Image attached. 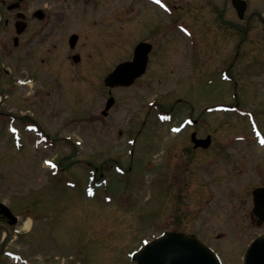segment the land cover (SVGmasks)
Segmentation results:
<instances>
[{
	"label": "rangeland",
	"instance_id": "374dc122",
	"mask_svg": "<svg viewBox=\"0 0 264 264\" xmlns=\"http://www.w3.org/2000/svg\"><path fill=\"white\" fill-rule=\"evenodd\" d=\"M230 1L158 0L152 6L151 0H80V84L71 71L69 126L49 130L64 131L68 141H54V148L46 150L38 146L23 118L13 123L16 132L12 125L0 124V203L19 218L10 227L0 264H131L136 249L164 230L200 237L238 264L244 248L264 233V227H256L251 213V192L257 184L253 170H242L248 160L234 150L240 155L237 163L229 162L227 175L220 152L223 137L249 131V125L233 115L207 116L209 129L222 136L215 139L217 163L210 166L205 153L197 151L188 157V168L193 167L189 177L186 171L180 180L163 178V169L175 171L177 147L184 141L171 135L169 125L161 124L149 108L154 101L165 103L164 99L174 106L179 95L188 104L178 108L175 117L195 114L204 127V112L197 115L201 105L233 103L239 110H249L250 116L254 113L264 135V0H245L242 21ZM159 36L157 49L168 52L162 68L156 58L150 66L161 71L160 83L154 81L155 73H149L131 89L119 90L116 115L111 111L103 118L100 112L109 97L104 78L131 58L136 44ZM190 49L192 61H188ZM34 62L33 57L20 63L6 58L16 91V97L5 101L6 109L16 108L8 104L39 88L28 78ZM220 69H231L234 82H222ZM134 98L146 106L149 122L131 147L126 138L137 136L138 129H126L122 138L118 131L124 120H131L130 126L137 122L135 113L127 115ZM28 108L20 106V115ZM79 115L80 123L84 120L80 127ZM207 131L201 129V134ZM159 134L165 141L160 146ZM163 145L169 149L164 161ZM244 147L246 155L254 149L253 144ZM131 149L134 157L129 155ZM46 159H53L61 170L51 171L43 164ZM116 164L123 171L132 170L116 176ZM94 168L99 169L98 176L106 174L100 188L88 178ZM178 214L183 216L180 225Z\"/></svg>",
	"mask_w": 264,
	"mask_h": 264
},
{
	"label": "flooded vegetation",
	"instance_id": "af4514ba",
	"mask_svg": "<svg viewBox=\"0 0 264 264\" xmlns=\"http://www.w3.org/2000/svg\"><path fill=\"white\" fill-rule=\"evenodd\" d=\"M42 34L44 35L43 37ZM161 40L162 36L151 38L146 37L142 40V42L149 44L146 47L149 48L146 70L145 74L137 79L132 86L128 88H106L109 98H114V104L110 110V112L114 111V115H116L119 107V97L117 96L119 90L131 89L149 73H155L153 79L156 83H160L161 71H154L150 64L152 60L156 58L157 66L162 68L165 62V53L168 51L165 50V48L157 49L156 45V42ZM192 47L194 48V46ZM193 50L195 51V49ZM193 56V51L192 54L188 51V61H192ZM27 57L30 59L33 57L36 60L30 70L28 78L31 79L32 83H36L39 88L36 91L28 92L22 98H18L17 101L15 100L16 102L11 101L8 104L9 106L15 105L16 108H11L6 105L9 107L6 109L5 101L12 99L14 96L16 97L15 87L13 86V81L10 77L12 69L5 64L6 58L13 62L20 63L21 60ZM130 57H133V53H131L129 58ZM71 71H75V76L73 78H75L78 84H80V0H0V124H4L6 118H11V120L18 123L24 119L25 122L35 128L36 131L42 132L51 141L63 142L66 140L65 137H63L64 131L52 134L49 130L53 127L59 128L62 126H69V117L67 114V88ZM219 72L222 81L226 83L234 82L231 69H220ZM150 84L151 83H148V85ZM156 96H158L157 93ZM175 97V107L167 105L169 102L163 97L162 99H164L165 103H157V101H154L150 105V110H161L166 116L172 115L173 117L171 120L173 123L162 122L161 124L169 125L168 131L171 135L176 136L177 138L183 137L184 143L181 144L179 148L177 147L178 158L176 160L175 171L169 173L165 171L166 169H163L161 173L163 178H165L166 175H169L174 179L180 180L186 178V171L189 177L191 169L193 168H188V157L190 153L194 154L197 151H201L209 158L208 163L210 166L217 163V160H213V155H216L214 154L216 143L218 142L215 139L217 135H221L220 133L217 134L209 129V125H207L209 119L207 116L217 119L219 116L233 115L238 119L240 116H249L250 111L245 109L239 110L237 105L233 103H219L212 105L203 104L200 106V113H197V115H200L202 109H204V116L202 118L205 123L203 127L201 126V123L198 122L195 114L186 115L183 118L175 117L176 110L178 108H184L188 104L179 95H176ZM78 100L80 102V98ZM133 100L136 103L129 107L127 115L135 113L133 119H136L137 122L130 126L132 121L124 120V127L122 126V129L118 131V135L122 138L125 136L124 133L126 129L132 127L137 128L138 130L135 132L137 133V136L129 135L130 137L127 136L126 138V145L130 140H133L132 146H135L137 138L144 133V128L148 122V111L144 112L146 106L141 105L142 100L139 99L137 101L136 98ZM27 105L29 108L20 115V113H22L20 106L24 108ZM237 110L238 112H236ZM100 113L102 115V111ZM108 116H103V118H107ZM252 117L254 121L253 129L251 128L252 133L249 128V131L242 130L243 132H240L239 134H235V132L231 136L232 139L225 137L222 138L226 139V141L221 145L220 157L227 175H229V162L237 163V157L240 154L248 160V167H242L243 164L238 165V167H242V170L247 169L250 172L253 170L251 173H253L257 184L253 188V192L254 190L264 189V143H262L264 142V135L260 130L254 113L252 114ZM92 120L96 121L97 119ZM178 120L181 121L174 124L175 121ZM77 121L79 127L80 124L84 123V120L80 123V115L78 116ZM161 121H163L162 118ZM114 123L115 125H118L117 121H114ZM127 124H129V126H127ZM196 127L198 129H195ZM204 128L208 129V131L205 134H201V129ZM163 135L164 134H159L158 139H160L158 140V146L165 143V141L161 139ZM193 136L202 140L209 138L210 145L208 148H196L193 143ZM237 137L242 139H236ZM246 144H253L254 147V149L251 148V150L248 151L247 155L243 154L245 149L244 145ZM166 147V145H163V149L160 152H164V154H161L160 158L162 161L165 160V154L167 155L169 151L168 148L165 151ZM234 150H238L240 154H236ZM129 155L132 156L133 151H130ZM132 157H134V155ZM236 174L239 175V172H236ZM163 180L165 179H162V181ZM253 205L254 201L252 202V206ZM182 217L183 216L180 214L177 215L178 224L181 223ZM184 220H186L185 216ZM254 221L256 227H264L257 226L258 220L254 219ZM13 226L14 225L9 224L4 216L0 215V242L3 240L4 229L7 231V237L9 238L10 227ZM166 231L174 230H164L162 233H165ZM198 238L204 243H207L204 239L200 237ZM247 246L240 254L238 264L243 263V255ZM215 252L218 254L222 264H227L228 262L233 264L232 260L225 259L217 249Z\"/></svg>",
	"mask_w": 264,
	"mask_h": 264
},
{
	"label": "water",
	"instance_id": "95a60500",
	"mask_svg": "<svg viewBox=\"0 0 264 264\" xmlns=\"http://www.w3.org/2000/svg\"><path fill=\"white\" fill-rule=\"evenodd\" d=\"M232 6L242 19L246 11V3L242 0H231ZM141 43L135 49L134 59L131 62L119 64L105 80L106 87H127L133 84L136 78L144 74L149 48ZM114 100L107 101L105 111L112 107ZM202 141H196V145ZM253 215L259 218L258 225L264 223V189L254 191ZM0 214L9 219L12 224L15 218L9 209L0 205ZM132 264H220L216 255L195 236L181 233H166L145 245L131 258ZM244 264H264V235L256 238L246 251Z\"/></svg>",
	"mask_w": 264,
	"mask_h": 264
},
{
	"label": "snow or ice",
	"instance_id": "6c2138e0",
	"mask_svg": "<svg viewBox=\"0 0 264 264\" xmlns=\"http://www.w3.org/2000/svg\"><path fill=\"white\" fill-rule=\"evenodd\" d=\"M262 143H264V142H262Z\"/></svg>",
	"mask_w": 264,
	"mask_h": 264
}]
</instances>
